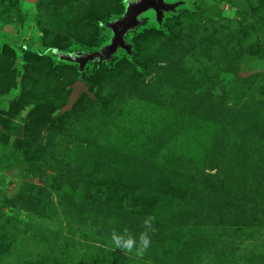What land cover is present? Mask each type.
Instances as JSON below:
<instances>
[{"label": "rangeland", "instance_id": "374dc122", "mask_svg": "<svg viewBox=\"0 0 264 264\" xmlns=\"http://www.w3.org/2000/svg\"><path fill=\"white\" fill-rule=\"evenodd\" d=\"M132 1L0 0V264H264V0H164L131 55L59 56Z\"/></svg>", "mask_w": 264, "mask_h": 264}, {"label": "water", "instance_id": "95a60500", "mask_svg": "<svg viewBox=\"0 0 264 264\" xmlns=\"http://www.w3.org/2000/svg\"><path fill=\"white\" fill-rule=\"evenodd\" d=\"M175 6V4L170 5L165 3L164 0H134L127 2L123 15L114 22L106 24V27L112 34L107 45L90 53H74L70 57L66 55L59 56L64 60L76 63L78 71L82 72L83 66L87 62L96 60L97 64H100L103 61H108L118 49L123 50L127 55H131L130 47L125 43L124 36L127 32L134 30L138 25L142 24L143 20L138 17L142 13L151 10L154 13L156 23L159 24L162 19V13L173 10ZM85 91L86 86L81 81H75L71 86L69 104L75 100L79 92Z\"/></svg>", "mask_w": 264, "mask_h": 264}, {"label": "clouds", "instance_id": "9594fccd", "mask_svg": "<svg viewBox=\"0 0 264 264\" xmlns=\"http://www.w3.org/2000/svg\"><path fill=\"white\" fill-rule=\"evenodd\" d=\"M154 220L155 218L151 216L144 220L143 224L145 230L142 231L138 237L133 235L127 227L120 233L113 230L110 238L115 248L126 253L135 252L137 256L142 257L151 246L150 233L155 232V228L152 227Z\"/></svg>", "mask_w": 264, "mask_h": 264}]
</instances>
